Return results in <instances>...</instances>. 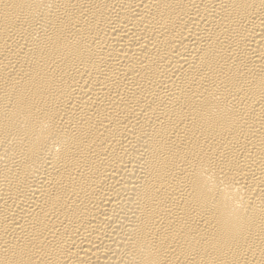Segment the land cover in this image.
Instances as JSON below:
<instances>
[{
    "label": "bare ground",
    "instance_id": "6f19581e",
    "mask_svg": "<svg viewBox=\"0 0 264 264\" xmlns=\"http://www.w3.org/2000/svg\"><path fill=\"white\" fill-rule=\"evenodd\" d=\"M0 264H264V0H0Z\"/></svg>",
    "mask_w": 264,
    "mask_h": 264
}]
</instances>
